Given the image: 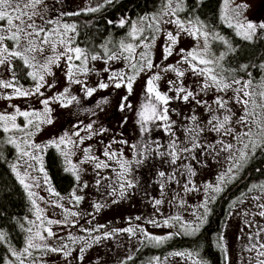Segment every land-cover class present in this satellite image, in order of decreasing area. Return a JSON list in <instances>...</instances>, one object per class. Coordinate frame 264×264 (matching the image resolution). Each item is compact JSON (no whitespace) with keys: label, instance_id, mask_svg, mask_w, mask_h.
<instances>
[{"label":"rangeland","instance_id":"374dc122","mask_svg":"<svg viewBox=\"0 0 264 264\" xmlns=\"http://www.w3.org/2000/svg\"><path fill=\"white\" fill-rule=\"evenodd\" d=\"M105 1L44 0L33 21L50 33V42L42 44L40 37L24 38L22 34L20 47L15 49L23 51L29 46L28 39L35 41L37 50L25 55L30 60L35 57L32 63L36 67L30 68V71L44 76V86L39 93L28 96H16L12 88H0V115H14L17 125L12 128V122L8 121L10 130L5 132L4 124L0 122V129L8 139L12 138L20 146L21 151H18L16 145L11 143L16 149L13 165L25 183L30 185L25 189L21 184L25 192L28 196L29 193L33 194L30 198L32 214L26 243L21 251L16 252L20 258L14 264H120L133 255L143 239L157 237L164 242L167 238L173 239L176 234L193 236L195 232H186L184 226L195 227L199 223L201 214L207 210V194L222 183L218 177L224 176L227 177L226 181L229 180L232 172L229 169L240 158V151L247 150L244 143L248 139L242 133L250 127L253 133L258 131L251 123L244 125L239 122L244 115V105L238 103L236 97L244 98V91L254 94L248 104V111L252 113L248 120L251 122L255 113H261L259 107L253 108L251 100L255 99L259 104L258 94L264 91V79L259 87L250 85L240 92L236 89H240L242 84H235L234 80H224L231 85L224 91H218L215 86L201 90L205 77L192 71L185 61L187 53L196 51L213 61L208 65L197 64V67L211 68L213 74L221 78L217 72L218 57L211 53L209 35L205 38L197 33L194 37L177 27L176 21H180L186 29L193 26L177 16V9L172 12L178 0H171L152 17L155 26L159 25L154 35L157 30L158 34L148 43L140 39L143 31L138 29L140 22L132 23L131 32L134 25L138 32L132 35L131 42L126 43L133 46L130 60L118 54L116 59L105 61L99 58L93 61L86 56L84 64L81 60L68 61L64 49L75 48L71 42L73 28L65 33L66 24L61 17L97 8ZM221 13L227 18L226 22L235 25L236 29L247 23L257 25L251 39L258 33L264 34V29L258 27L264 24V0H223ZM239 30L243 32L244 28ZM169 33L176 37L175 44L168 39ZM206 42L207 51L204 47ZM4 43L14 48L11 40ZM53 43L56 45L55 51ZM169 47L171 55L165 58V50ZM48 58L55 62L49 65V72H44L41 65ZM146 59L151 60V69L147 68ZM8 60L11 62V57ZM69 63L75 66L72 79L79 83L70 82ZM191 63L196 64V61ZM80 68H87V71L81 72ZM177 71H182L184 75L178 77ZM121 73L134 77L131 94L124 84L116 88L115 83L119 81L110 79L113 74ZM153 76H159L155 81L157 90L171 98L167 105H160L154 97L149 99L147 81ZM0 80L11 81L7 63L0 65ZM35 83L21 88L34 92ZM101 83L108 87L100 88ZM207 83L212 82L209 80ZM179 87L193 92L194 97L188 101L177 98L176 89ZM88 89L94 90L91 96L87 95ZM61 94H65L62 101L54 99ZM71 97L76 99L68 103ZM217 98L227 101L225 108H219L215 103ZM45 100L49 101L47 112L43 103ZM122 103L130 107L121 110ZM148 103H157L158 108L166 107L169 121L154 120L153 135H149L147 131H142L138 120L136 135L138 112L143 104ZM20 112L31 115L25 118L19 115ZM225 115L230 117L226 128L232 131L226 133L221 129L218 133L210 130L212 126L208 121L213 117L222 121ZM193 116L196 117L195 121L191 119ZM258 118L264 119V113ZM47 119L52 122L47 123ZM28 120L32 124H28ZM165 123L171 125L167 130ZM189 128L192 129L190 133L187 132ZM62 138L65 143L59 144ZM195 144L200 147H195ZM224 145H232L231 150H222ZM35 146L40 147L37 149ZM50 148L60 156L64 169L75 177V185L64 196L54 191L44 168L43 156ZM22 151L29 152L30 156H23ZM106 151L108 156L105 155ZM173 151L176 153L175 163H172L170 154ZM113 153L114 156L111 155ZM99 162H104L107 167L97 169L95 165ZM122 163L127 171L121 168ZM161 172L165 173L163 177L159 175ZM13 173L17 179L16 172ZM129 183L133 186L128 187ZM73 196L81 199L77 201ZM157 200L161 201L159 205L155 204ZM231 208L219 242L224 252V264H241L240 259L245 260L241 252L244 234L255 216L251 214L253 207L249 201L242 200ZM165 220L169 221L167 225L164 224ZM48 221L53 223L49 224ZM129 228L133 230L132 235L125 231ZM46 229H50L53 235L48 236ZM37 233L44 239L37 238ZM30 238L33 244L40 247L28 248L25 252ZM65 245L67 247H63ZM61 248L62 251L50 250ZM65 252L69 255L65 256ZM195 261L187 255L172 254L154 264H194Z\"/></svg>","mask_w":264,"mask_h":264},{"label":"trees","instance_id":"16d2710c","mask_svg":"<svg viewBox=\"0 0 264 264\" xmlns=\"http://www.w3.org/2000/svg\"><path fill=\"white\" fill-rule=\"evenodd\" d=\"M170 1H105L95 12L81 11L78 15H64L61 21L74 26L72 46L81 48L86 56L91 58L96 55L105 61L109 60L110 55L121 54L130 60V53L121 52L120 46L122 42H131L134 35L131 32L132 23L140 22L138 29H143L140 39L148 43L158 34L157 30L154 35L159 25L155 26L152 17ZM222 2L223 0H178L172 12L177 9V16L195 27L203 25V30L210 36L211 53L218 57L217 72L225 81L240 80L242 85L250 82L253 88H257L264 79V34L258 33L252 39H244L238 35L235 25L229 26L227 18L222 16ZM121 20L124 21L123 26L120 25ZM29 72L30 68L20 58L11 57L10 74L14 85L32 86L35 81L28 75ZM245 153L247 159L241 161L239 158L233 163L230 178L228 181L227 177L223 179L219 185L220 191L213 189L207 194V210L201 214L199 223H196L200 227L193 236L176 234L173 239L167 238L159 244L149 238L143 239L131 259H125L120 264H154L178 252L193 253L189 257L202 264H224L219 236L223 222L230 212V199L237 193H244L246 189L264 186V147L254 151L249 147ZM15 159L16 149L0 129V233L5 236L0 241V264H14L17 258L13 252L21 251L25 246L31 222L32 201L14 176L12 166ZM43 161L54 191L62 196L68 194L75 185V177L64 169L57 152L48 149Z\"/></svg>","mask_w":264,"mask_h":264},{"label":"snow or ice","instance_id":"6c2138e0","mask_svg":"<svg viewBox=\"0 0 264 264\" xmlns=\"http://www.w3.org/2000/svg\"><path fill=\"white\" fill-rule=\"evenodd\" d=\"M107 2H111V0H107ZM43 3H44V0H0V22H4L3 24H0V65H4L7 63L9 66V69H11V62L8 60V57H13V58L23 59L26 67H29V68H35L36 67V65L32 63V61L35 60V57H32V60H30L28 58V56L25 55V53L35 52L37 50L34 40L28 39L29 46L25 47L23 49V51H18L15 49L20 47V41L22 38V34H23L24 38H29L32 36L40 37L42 44H48L50 42V33L43 26H37L35 24V22L33 21V17L38 14L37 9ZM97 10H98L97 8L87 9V11H92V12H95ZM73 14L78 15L79 13H73ZM28 21H33V22L29 23ZM48 23H51V21H48ZM175 23L177 24V27L181 31H187L190 35H192L194 37L197 35V33H199L200 35H203V36H205V38H207L208 34L206 32L202 31L203 25H200L199 27H195V25H193L192 27H189L186 29L185 26L182 23H180V21H176ZM123 24H124V21L121 20L120 25L123 26ZM229 26H232V25L229 24ZM73 27L74 26L64 25L65 33L70 31ZM256 27H257V25H254L252 23H247L246 26L240 25L239 28H244V31L241 32L238 28L237 34L242 35L244 39H251L252 35L255 34ZM258 27L261 29H264V24H260ZM193 28L195 30H193ZM29 29H31V31H28ZM136 31H137V28L134 25L133 26V33H135ZM42 33L44 34L43 36H41ZM219 38L223 39L222 37H219ZM168 39L170 41H172L173 44L176 43V37L173 36L172 33L168 34ZM6 40L13 41L14 42V48H9L8 46H6L4 43ZM60 43L63 44L64 41L61 40ZM55 47H56V45H55V43H53V51H55ZM120 47H121V52L131 53L133 51L132 44H125L122 42ZM204 47H205V51H207V42L205 43ZM40 51L43 52V49L41 48ZM64 52L68 54V55H66V59L68 61H73V59L81 60L82 64L86 63V61H87V57H86L85 53L79 47H75V48L66 47L64 49ZM171 52H172V50L170 47L168 49H166L165 50V58H167L168 55H171ZM72 53H74L75 55L73 56ZM141 55L143 56L144 54H141ZM82 57H83V60H82ZM98 58L99 57L96 55L91 56V59L93 61L97 60ZM116 58H117L116 55H110L108 57V59H110V60L116 59ZM222 58H223V56H221V59ZM56 59L58 60L59 56H57ZM185 61L189 63V66L191 67V69L194 73H196L197 75H203L205 77V83L201 86V90H205L209 87L215 86L218 91H224V90L231 87V85L224 82V79L222 77L218 78L217 75L213 74V69H211V68H198L197 67V64L208 65V64L213 63V61H211L209 59H205L204 57H202L198 52L189 51L185 57ZM191 61H196V64H192ZM54 62L55 61L52 58H48L47 62L45 64L41 65V68L43 69L44 72H49L50 71L49 65L54 63ZM145 62H146V66L148 69H151L153 67L151 60L146 59ZM74 67L75 66L72 63H69V80L72 83H79L80 81L72 79V76L74 75L72 69ZM132 67L135 68L136 65H132ZM262 67H264V66H262ZM79 70L81 72H86L87 68H80ZM105 71H108V69H105ZM28 75L30 77H32V79L34 81H36L34 92L24 90L21 87H15L14 82L4 81V80H0V88H5V89L12 88L14 90L16 96H28V95L39 93L41 87L44 86L42 83L44 81V76L41 74H38L37 72H33V71H30L28 73ZM176 75L178 77H182L184 75V73L182 71H177ZM110 79H114V80L119 81V82L115 83L116 88H120L122 86V84H124L127 87L129 94H131L132 83L134 80L133 76H127L126 77L125 74H123V73L113 74L110 77ZM158 79H159V76H153L147 81V93L149 94V99L154 97L155 101L158 102L160 105H167L171 98L169 96H167L166 94H161L157 90V88L155 86V81ZM209 80L212 82L211 84L207 83V81H209ZM234 83L235 84H241V81L240 80H234ZM249 86H250V82H245L242 85V87L240 89H236V91L240 92L244 88H248ZM99 87L100 88H106V87H108V85L105 83H101L99 85ZM86 91H87V95L91 96L94 90L88 89ZM66 93H67V89H65V94ZM181 93H184L182 97H181ZM65 94H61V95L55 97L54 99L62 101V97ZM176 94H177V98H182L184 101H188L190 97H194L193 92L186 91V89L183 87L177 88ZM253 95H254L253 93H250L248 91H244L243 92L244 98L237 96L236 100L238 103L244 105V115L240 117L239 122L241 124H244V125H248L249 123H251L252 125H254L258 129L257 132L253 133V130L250 127L248 129V131L242 133V136L247 137V139H248V142L244 143V148L248 149L250 147L251 150L254 151L256 148L264 147V119L258 118V117H261L262 113H264V91H261L258 94L260 97L259 104H257V101L255 99L251 100L253 108L259 107L261 109V113H255V115L253 116V119L250 122L248 120V117H249V115H252V113H250L248 111V104H249V99H251L253 97ZM75 99H76V97H71L70 99H68L67 102L71 103ZM124 100H127V97H124ZM43 103L45 105V112H47L48 111L47 105H48L49 101L45 100V101H43ZM215 103L219 106V108L223 109L226 107L227 101L223 100L222 98H217ZM64 106H67V105L65 104ZM126 106L130 107V105H125L122 103L121 104V110H123V108ZM19 115H22L25 118H27L31 114L28 112H20ZM138 117H139V122H140L142 127L148 121H153V120H159V121H163V122L169 121L168 109L166 107L158 108L157 103H148V104L143 105L142 109L138 112ZM15 119H16V117L14 115H12V116L0 115V122H3L5 132H8L10 130L8 127V124H7L8 121L12 122V124H11L12 128L17 127V125L15 124ZM191 119L193 121H195L196 117L193 116ZM229 120H230V117L228 115H225L222 121H218L216 117H213L212 119H210L208 121V124L212 126L210 130H213V131H216L219 133L221 131V129H224V131L226 133H230L232 131V129L226 128V125L229 123ZM214 121H216V122L214 123ZM46 122L51 123L52 121H51V119H47ZM28 124H32V121L28 120ZM88 127L91 128V125H89ZM170 127H171L170 124L165 123L166 130ZM187 132H189V133L192 132V129H190V128L187 129ZM78 134L79 133H77V135ZM9 142L16 145L17 150L21 151L20 146L18 144H16L15 140H13L12 138H9ZM53 143L55 144V142H53ZM64 143H65V141L62 138L60 140L59 144H64ZM59 144H57L56 146L59 147ZM194 146L200 147L199 144H195ZM35 147L37 149H39L40 146H35ZM231 148H232V145H224V149H222V150H231ZM185 150L189 151L190 149H185ZM170 154L173 157L172 163H175L176 162L175 151H173ZM22 155L23 156H30V153L27 151H22ZM105 155L108 156L109 153L106 151ZM111 155L114 156L115 154L113 153ZM32 158L39 159V157H35V156H33ZM110 158H111V156H110ZM89 159H94V158L89 157ZM246 159H247V154L243 150H241L240 151V160L244 161ZM139 162L140 161H137V163H139ZM95 167L97 169H99L102 167H107V165L104 162H99V163H96ZM121 168L124 169L125 171H127L124 163L121 164ZM12 170H13V172H16L17 179L24 186V188L28 189L30 187V185L25 183L24 178L21 177L19 172H17L15 165L12 166ZM41 171H43L42 168H41ZM231 171H232V169L230 168L229 172H231ZM159 175L161 177H163L165 175V173L161 172V173H159ZM77 179H79L78 176H77ZM223 179H224V176L218 177V180H220V181H223ZM132 186L133 185L131 183L128 184V187H132ZM214 191L219 192L220 188L216 187L214 189ZM121 194H123V193H121ZM32 195H33L32 193H29L30 198ZM73 199L79 201L81 199V197L73 196ZM160 203H161V201H159V200L155 201L156 205H159ZM33 204L35 205L34 201H33ZM96 207H97V209H99L100 206L97 205ZM262 207H264V205H262ZM71 215H76V213H71ZM259 215L264 216V211H261L259 213ZM175 219L178 220L179 217H176ZM202 222L203 221H201V223ZM48 223L51 224V223H53V221H48ZM153 223H155V222L153 221ZM168 223H169L168 220L164 221L165 225H167ZM184 227H185L186 232L189 230H191V232H195V231H198L200 225H196L195 227H192L191 225H186ZM46 231L48 232V236L53 235V233L51 232L50 229H46ZM125 231H127L130 235L133 234V230L131 228L125 229ZM36 235H37V238L44 239V237L40 236L39 233H37ZM258 235H259V233H258ZM4 239H5L4 234L0 233V241H2ZM150 239L155 241L157 244L163 242V240L161 238H157V237H150ZM36 247H40V246L33 244L32 239L30 238L28 240L27 248H25L24 251L27 252L28 248H36ZM63 247H67V246L65 245ZM260 249H264V243H260L259 249L257 250L258 255L261 257H264V251H260ZM50 250L51 251H62V248L61 249H50ZM83 250L84 249H81V251H83ZM13 255L16 256L17 259L20 258V254H18L16 252H13ZM64 255L67 256V255H69V253L65 252ZM175 255L192 256L193 253H187V254L175 253ZM129 259H131V257H129ZM194 264H202V262L195 261ZM259 264H264V259L260 260Z\"/></svg>","mask_w":264,"mask_h":264},{"label":"flooded vegetation","instance_id":"af4514ba","mask_svg":"<svg viewBox=\"0 0 264 264\" xmlns=\"http://www.w3.org/2000/svg\"><path fill=\"white\" fill-rule=\"evenodd\" d=\"M96 100L95 102H97ZM145 103V102H143ZM145 105V104H143ZM138 116V115H137ZM138 120L137 117V129L136 135L138 130ZM155 121H148L142 128V131L145 130L149 135H153V130L155 128ZM235 190L232 189L231 192ZM231 195V194H230ZM232 196V195H231ZM249 201L253 207L252 213L254 214V218L252 220V224L249 227L248 231L244 234V244L241 245V252L242 256L245 259L244 261L240 259L241 264H259V261L264 259L258 255L259 244L264 243V216L259 215L261 211H264V186L261 188H253V189H246L244 193H237L233 195L230 199V210L232 209L235 204ZM230 213V212H229ZM228 215L223 222V227L221 228L220 234L222 233L223 228L225 227ZM259 233V235H258ZM221 246V243H220ZM223 248V247H222ZM260 251H264V249H260Z\"/></svg>","mask_w":264,"mask_h":264}]
</instances>
